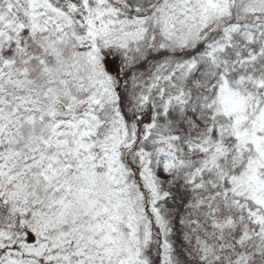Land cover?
Returning a JSON list of instances; mask_svg holds the SVG:
<instances>
[{
	"label": "snow or ice",
	"instance_id": "obj_1",
	"mask_svg": "<svg viewBox=\"0 0 264 264\" xmlns=\"http://www.w3.org/2000/svg\"><path fill=\"white\" fill-rule=\"evenodd\" d=\"M0 264H264V0H0Z\"/></svg>",
	"mask_w": 264,
	"mask_h": 264
}]
</instances>
